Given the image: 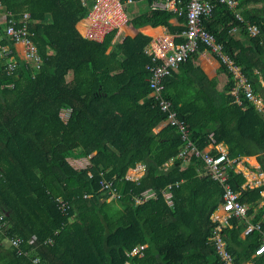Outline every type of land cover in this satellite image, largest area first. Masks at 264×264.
Listing matches in <instances>:
<instances>
[{
	"label": "trees",
	"instance_id": "trees-1",
	"mask_svg": "<svg viewBox=\"0 0 264 264\" xmlns=\"http://www.w3.org/2000/svg\"><path fill=\"white\" fill-rule=\"evenodd\" d=\"M209 1L215 9L205 18L207 30L264 101V10H243L242 22L226 4ZM91 2L0 0L3 11L16 18L29 14L27 30L40 57L38 68L16 57V68L8 73L0 56V213L5 220L0 264H35L37 255L42 264H222L209 238L223 186L200 175L201 157L178 158L184 144L178 128L152 132L166 119L148 96L147 66L153 64L145 48L152 38L142 32L127 36L110 52L113 34L101 43L83 38L77 23ZM174 17L186 23L185 13L156 8L132 22L180 34L185 25L173 24ZM249 24L259 27V35L249 34ZM233 27L241 28L248 46L234 38ZM0 33L4 44L2 26ZM197 53L179 71L193 67ZM222 69L228 76L222 91L202 72L196 89L193 77L174 73L165 80L163 96L196 149L222 143L230 157L255 154L264 171V108L259 111L244 93L238 103L231 93L234 79L224 64ZM81 156L90 157L88 165L76 167L69 160ZM138 163L147 166L145 174L126 178ZM246 179L243 171L229 169L228 183L249 206L247 219L261 220L264 228V184L244 186ZM103 181H112L121 196L110 197ZM169 185L172 204L163 194ZM149 190L154 197L136 202ZM247 223L233 217L223 230L233 264H264V253L254 256L262 230L243 237ZM18 235L27 253L18 255L6 243ZM140 245H145L141 253H131Z\"/></svg>",
	"mask_w": 264,
	"mask_h": 264
},
{
	"label": "built area",
	"instance_id": "built-area-1",
	"mask_svg": "<svg viewBox=\"0 0 264 264\" xmlns=\"http://www.w3.org/2000/svg\"><path fill=\"white\" fill-rule=\"evenodd\" d=\"M140 1H148L151 8L171 10L177 14H186L185 29L182 33L170 34L165 32L160 36L153 37L149 45L146 46L145 52L151 56V63L147 68L151 72L148 78L149 98L157 104L159 110L166 114V119L157 124L152 132L154 135L161 134L167 127H176L182 133L184 142L178 154V158L184 162H189L193 155L201 157L204 167L200 173L201 176H209L214 181L220 183L224 188L223 202L217 210L212 214L211 220L214 224L212 234L209 238L212 246L215 247L219 254L222 264H233L234 258L227 248V241L224 237V229L229 225V221L233 217L246 219L247 226L244 235L254 229L262 230V237L256 248L254 256L264 253V228H262L261 220L251 222L248 217V204L239 199L240 192L235 190L228 183L229 169L234 168L237 171H243L239 167L241 158L230 157L227 148L222 143L210 144L206 149L200 151L187 139L186 131L182 124L176 119L175 113L172 111V104L163 96L165 91V80L177 73L183 63L195 52L199 51L201 45L222 64H224L234 79V86L231 93L236 97L238 103H241L240 94L244 95L257 107L259 111H263L264 101L260 94L255 93L252 83L242 72V69L235 61L224 52V46L220 43L216 36L207 30L205 26V18L212 15L215 4L209 0H92L89 4L87 14L80 20L81 28L79 33L87 40L101 43L105 36L113 34L112 39H120L125 37L126 28L131 20L129 8ZM226 4L235 13L240 21H244L242 9L240 8V0H219ZM83 4L85 0H82ZM28 13L16 18L13 13L4 11L0 17V26L3 27L4 35L7 42L0 43V56L5 59L6 70L11 73L17 65L16 57L25 61L34 68H38L40 57L35 44L29 37L27 30ZM235 27L232 28V31ZM231 31V32H232ZM248 31L251 36H257L260 29L255 24L248 25ZM181 37L180 41H177ZM1 38V33H0ZM22 45L21 53L15 48V44ZM214 150V153H211ZM173 162V159L168 162ZM168 163L166 166H168ZM243 163V162H242ZM147 166L144 163H138L131 167L126 178L137 180L145 174ZM244 172V171H243ZM245 173V172H244ZM255 177H248L244 182V186H256L264 184V171L256 170ZM246 175V173H245ZM247 177V176H246ZM103 187L111 188L110 197H120L121 193L118 189L112 188V181H103ZM171 185L163 190V194L169 204H172L170 191ZM155 193L146 191L141 196L136 197V202L144 203ZM264 203V200L261 204ZM5 225L4 213H0V229ZM9 244L17 248V254L27 253L20 247L23 242L21 236H11L8 239ZM145 245L135 246L131 253H141ZM35 264H42L40 256H34Z\"/></svg>",
	"mask_w": 264,
	"mask_h": 264
},
{
	"label": "crops",
	"instance_id": "crops-1",
	"mask_svg": "<svg viewBox=\"0 0 264 264\" xmlns=\"http://www.w3.org/2000/svg\"><path fill=\"white\" fill-rule=\"evenodd\" d=\"M242 3V11L243 10H253V11H261L264 10V0H240V4ZM150 5L148 1H140L135 3L133 6L129 8V15L131 20L129 21L125 37H135L138 33L142 32L145 35H148L151 38H155L156 36H160L164 34L165 32H168V30L165 27H157L154 28L150 25H145L143 27H135L132 20L133 17L136 15H139L141 13H144L148 10H150ZM4 11L0 6V17H2ZM181 15V14H179ZM171 22L173 24H176L180 27H184V22H181V20L178 17H174L171 19ZM81 21L77 23V29L80 31L81 28ZM169 33V32H168ZM232 35L236 40L241 41L243 46H248V39L247 36L243 33L240 27H235V30H233ZM124 37V38H125ZM120 39H112V45L108 48L107 52L115 51L117 48V44L122 40ZM181 37L178 38L177 41H180ZM14 48L21 53L22 51V45L17 43L14 45ZM194 65L186 72L178 71L176 74L180 76V78L186 79L187 77H193L195 79V83L193 85V89H196V87L200 86L198 83V76L200 75V72H202L208 79L215 80L216 81V90L222 91L228 81L227 73L222 71V64L221 62L211 55L205 48H201L198 53L196 54V58L193 61ZM187 76V77H186ZM264 85V81L262 82ZM67 112H63V115ZM88 156H81V157H70V162L76 166L81 167L82 159L87 158ZM242 161L240 162L239 167L242 168V170L246 173L247 178L248 177H255L256 170H258V161L256 159V155L252 154L249 156H243L241 157ZM81 161V162H80ZM243 162V163H242ZM85 166V165H84ZM263 202V199L261 200V203ZM260 203V204H261ZM251 216H254V213L251 214ZM242 236L244 237V231L242 233Z\"/></svg>",
	"mask_w": 264,
	"mask_h": 264
},
{
	"label": "rangeland",
	"instance_id": "rangeland-1",
	"mask_svg": "<svg viewBox=\"0 0 264 264\" xmlns=\"http://www.w3.org/2000/svg\"><path fill=\"white\" fill-rule=\"evenodd\" d=\"M63 116L66 118L67 115L64 114ZM81 161H82V162H81ZM81 161H80V162H81L82 164L79 165V166H81V167L84 166V165L86 166V165H88V163H89V161H90V157L84 158V159H82ZM6 243H9L7 239H6Z\"/></svg>",
	"mask_w": 264,
	"mask_h": 264
}]
</instances>
